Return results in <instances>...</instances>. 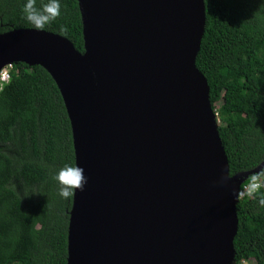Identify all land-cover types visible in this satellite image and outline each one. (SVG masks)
Returning <instances> with one entry per match:
<instances>
[{"label":"water","instance_id":"95a60500","mask_svg":"<svg viewBox=\"0 0 264 264\" xmlns=\"http://www.w3.org/2000/svg\"><path fill=\"white\" fill-rule=\"evenodd\" d=\"M85 52L39 29L0 35L7 65L44 67L76 171L68 264H233L240 183L197 67L205 0H78Z\"/></svg>","mask_w":264,"mask_h":264},{"label":"trees","instance_id":"16d2710c","mask_svg":"<svg viewBox=\"0 0 264 264\" xmlns=\"http://www.w3.org/2000/svg\"><path fill=\"white\" fill-rule=\"evenodd\" d=\"M40 7L48 0H35ZM60 14L39 30L58 34L85 52L78 0H59ZM25 0H0V35L37 29L23 12ZM206 30L197 67L230 164V174L264 162V0H205ZM0 80V264H68L74 201L58 194L53 176L76 171L69 113L52 75L42 66L14 63ZM264 179L260 174L252 179ZM264 187L237 201L239 229L233 264H264Z\"/></svg>","mask_w":264,"mask_h":264},{"label":"clouds","instance_id":"9594fccd","mask_svg":"<svg viewBox=\"0 0 264 264\" xmlns=\"http://www.w3.org/2000/svg\"><path fill=\"white\" fill-rule=\"evenodd\" d=\"M23 12L26 20L39 29L49 20L54 19L60 14V3L59 0H48V3L37 7L35 0H25ZM53 179L58 182L59 196L65 199L72 195L73 189L79 188L83 190L84 185L87 183V179L82 175V170L73 171L68 166L61 168L53 176ZM259 204L264 207V198L259 200Z\"/></svg>","mask_w":264,"mask_h":264},{"label":"built area","instance_id":"2783aa9c","mask_svg":"<svg viewBox=\"0 0 264 264\" xmlns=\"http://www.w3.org/2000/svg\"><path fill=\"white\" fill-rule=\"evenodd\" d=\"M12 69V64L7 65L0 72L1 83H6L10 80L11 74L10 70ZM260 187H264V183L261 180L253 179L247 185H244L243 189H240V198H244L246 195L252 196Z\"/></svg>","mask_w":264,"mask_h":264},{"label":"rangeland","instance_id":"374dc122","mask_svg":"<svg viewBox=\"0 0 264 264\" xmlns=\"http://www.w3.org/2000/svg\"><path fill=\"white\" fill-rule=\"evenodd\" d=\"M218 124L219 125H223V123L221 122V121H218ZM262 181H263V183H264V179H261ZM246 264H251V262H247Z\"/></svg>","mask_w":264,"mask_h":264}]
</instances>
